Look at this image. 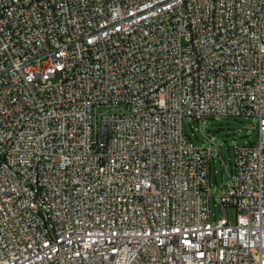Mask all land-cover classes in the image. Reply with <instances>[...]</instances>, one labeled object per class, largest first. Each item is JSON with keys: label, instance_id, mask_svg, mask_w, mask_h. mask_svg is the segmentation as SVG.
Instances as JSON below:
<instances>
[{"label": "built area", "instance_id": "built-area-1", "mask_svg": "<svg viewBox=\"0 0 264 264\" xmlns=\"http://www.w3.org/2000/svg\"><path fill=\"white\" fill-rule=\"evenodd\" d=\"M0 264H264V0H0Z\"/></svg>", "mask_w": 264, "mask_h": 264}, {"label": "rangeland", "instance_id": "rangeland-1", "mask_svg": "<svg viewBox=\"0 0 264 264\" xmlns=\"http://www.w3.org/2000/svg\"><path fill=\"white\" fill-rule=\"evenodd\" d=\"M182 125L193 144L211 149L209 210L214 222L222 216L219 194L230 186L233 179L235 147L257 140V120L253 116H227L197 121L185 116ZM226 213L230 223H235L236 208L227 207Z\"/></svg>", "mask_w": 264, "mask_h": 264}]
</instances>
